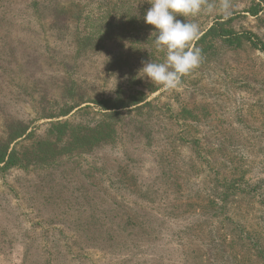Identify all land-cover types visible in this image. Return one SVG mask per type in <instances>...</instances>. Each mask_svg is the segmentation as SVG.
<instances>
[{
  "label": "rangeland",
  "instance_id": "1",
  "mask_svg": "<svg viewBox=\"0 0 264 264\" xmlns=\"http://www.w3.org/2000/svg\"><path fill=\"white\" fill-rule=\"evenodd\" d=\"M98 2L0 0V136L5 119L16 118L47 137L56 118L40 116L76 101L66 99L68 87L96 99L119 87L146 92L153 146L128 137L122 147L110 144L115 155L125 150L120 159L107 145L88 153L61 147L53 168L0 167V264H264V51L247 40L219 43L201 52L177 88L165 90L138 75L145 62L166 56L143 37L154 26L106 39L86 55L75 54L71 36L52 31L51 4L65 6L70 25L90 34ZM223 2L204 0L200 14L177 18L200 31L225 20L264 42V0H227V14ZM255 4L262 9L251 15L246 10ZM133 6L139 15L151 7L147 0L120 4L129 16ZM116 53L120 60H111ZM76 110L57 119L89 121ZM31 141L14 147L24 154ZM230 176L243 191L223 210L213 207V216L203 206L212 207L220 196H210L223 192Z\"/></svg>",
  "mask_w": 264,
  "mask_h": 264
},
{
  "label": "trees",
  "instance_id": "2",
  "mask_svg": "<svg viewBox=\"0 0 264 264\" xmlns=\"http://www.w3.org/2000/svg\"><path fill=\"white\" fill-rule=\"evenodd\" d=\"M98 3L99 8L97 7L98 13L95 14V26L90 34L77 30L76 25H74V27L70 25L73 19H71V15L66 16L67 10L65 6L51 4L49 8L50 11H53L51 12L52 23L50 25L52 31L55 34L61 31L64 35L71 36L74 41L75 54L86 55L97 53L101 51L103 46L100 45V43L105 42L106 39L110 41L124 40L126 39L125 35L127 33H131V35H135V33L140 34L141 28L146 24L143 20L145 10L139 15L132 11L134 10L133 6L130 7V16L126 15L120 7L123 0H99ZM109 6L110 8L108 9ZM261 9L262 7L260 4H255L246 11L251 15H257ZM55 11H57V13L63 12L64 16H62V19L55 15ZM76 18L77 17H75V19ZM127 20L130 23L128 26ZM92 21H94V19H92ZM130 25L131 27H129ZM226 25L227 23L225 20H215L207 29L200 31L195 40L191 41L193 45L192 49H199L200 52L205 53L219 43L227 47H235L239 46L243 40H247L252 46L264 51L263 41H255L251 33H238ZM73 29L76 32H74ZM150 34L143 36L146 37L144 39L151 38L149 41H152L153 38L150 37ZM104 36H109V38H105ZM117 55L118 53L113 54L111 60L114 58L119 61L120 56ZM72 85H76L75 82L71 81V86ZM158 89L159 86L149 88L148 90L154 92ZM80 91V89L78 92L68 87L66 91L68 96L66 99L73 98L71 101H74V98H76V101L70 106H66V103L63 102L57 108L56 112H50L40 116V118H56V120L49 121L50 126L49 131L47 130V137L37 138L35 137L34 130L28 131L31 122L24 123L22 120L16 118H6L4 121L5 128L3 135L0 136V164H2L0 167L9 169L14 166L24 168V165H26V168L28 167L27 165H35L53 168V165L58 161L57 159L61 155L59 151L65 147L73 151L75 150V152L87 153L95 152L102 147L104 149L109 147L110 155L112 154L116 156L117 159H120L125 157V150H122L120 157L119 155L113 154L114 149L110 144L117 143L121 146L124 138L128 137L130 139H136L134 141L140 143L144 140V144L146 142L149 146H153L152 142L154 136L153 129L151 128L153 117L151 114L152 104L147 100V95L144 90L129 91L118 87L111 96L102 97L100 99L87 96L84 97L82 96L83 93ZM76 92L77 96H75ZM84 103L88 104L81 106ZM76 107V112H82L85 114L83 116L90 117L89 121L84 124L73 125L70 120L57 119L60 118V116H66ZM188 113H190V111H188ZM124 120H129L130 122ZM25 139L32 140L30 150L29 152L25 151L24 154H20L19 150L16 149L14 145ZM105 145L107 146L105 147ZM123 147H125V144ZM134 149L138 151V148ZM74 156L75 155L71 154V157ZM67 157H70V154L67 155ZM228 180L229 182L226 181L224 185L223 192H213L210 196H220L219 199H216L214 204L211 205L212 207H210L209 204V208L203 206L206 211L211 209V212H214L213 216L216 214L215 212H218V210L213 207L217 205L220 210H223L222 204L226 203L230 196H234L237 192L243 191V189L239 190L242 187L241 184L238 183L239 180L236 181L233 177L231 179V176ZM208 203H210V201Z\"/></svg>",
  "mask_w": 264,
  "mask_h": 264
},
{
  "label": "clouds",
  "instance_id": "3",
  "mask_svg": "<svg viewBox=\"0 0 264 264\" xmlns=\"http://www.w3.org/2000/svg\"><path fill=\"white\" fill-rule=\"evenodd\" d=\"M151 7L144 13L146 24L154 26L150 37L156 49L166 53L163 62H145L139 70L141 78H147L153 85H160L165 90L178 87L181 78L195 69L201 62L199 49H190L189 44L199 35L196 23L181 21L177 15L195 17L204 8V0H147ZM215 7L209 4L207 10ZM227 0L220 5V10L227 14Z\"/></svg>",
  "mask_w": 264,
  "mask_h": 264
}]
</instances>
